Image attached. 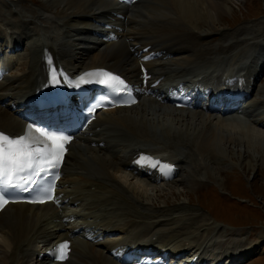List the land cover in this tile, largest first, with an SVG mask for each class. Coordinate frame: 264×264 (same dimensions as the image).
I'll return each mask as SVG.
<instances>
[{
	"label": "bare ground",
	"instance_id": "6f19581e",
	"mask_svg": "<svg viewBox=\"0 0 264 264\" xmlns=\"http://www.w3.org/2000/svg\"><path fill=\"white\" fill-rule=\"evenodd\" d=\"M41 2L44 6L38 10L0 2L4 26L0 27V51L22 48L20 56L28 60L26 66L23 63V68L27 67L24 75L11 80L6 76L0 83L3 133L21 132L24 121L20 116L26 107L19 105V100L29 103L30 97L49 86L56 75L53 68L63 73L58 79L99 69L137 79L135 52L145 50L160 55L148 64L153 76L149 87L160 80L153 91L183 80L206 83L217 78L224 83L225 77L240 74L241 88L252 90L253 98L243 107L245 114L228 118L178 110L151 99H142L132 108L101 113L78 137L64 163L63 174L70 172L60 182L59 201L64 206L9 205L0 214V264H49L39 259L40 254L69 236L73 243L67 264H117L107 250L121 246L120 253L129 255L140 246L187 251L189 242L190 250L207 254L206 263L256 252L260 240L252 245L238 240L236 233L208 223L184 202L154 210L155 199L145 186L138 185L142 191L129 184L126 187L116 174L128 171L142 177L143 169L129 168L139 152L178 164L180 172L166 184L169 187L202 173L208 177L214 158L248 171L264 165V87L255 85L258 70L264 67V28L251 29L222 46L211 45L205 54L202 42L219 32L227 0H139L131 10H120L105 0ZM113 12L123 15V20L116 19ZM13 14L19 15V21L11 23ZM200 20H204V28L198 27ZM110 21L123 32L117 42L99 41L95 36L101 23ZM106 34L109 32L102 35ZM163 53L168 58L161 59ZM6 64L12 70L17 65L10 60ZM233 80L238 88L237 79ZM11 102L15 104L12 108ZM101 127L107 131L99 132ZM80 233L106 239L87 243ZM194 233L199 235L192 236Z\"/></svg>",
	"mask_w": 264,
	"mask_h": 264
},
{
	"label": "rangeland",
	"instance_id": "374dc122",
	"mask_svg": "<svg viewBox=\"0 0 264 264\" xmlns=\"http://www.w3.org/2000/svg\"><path fill=\"white\" fill-rule=\"evenodd\" d=\"M0 2L15 3L14 5L19 4L24 8H32L35 10L41 9L44 6L41 0H0ZM227 2L225 6L226 12L224 15L220 16L221 27H219L220 30H217L219 32H215L216 34H213L210 39L202 42L204 45L202 49L205 54H208V51L212 48L211 45L217 43L219 46H222L227 44L230 40L235 41L236 39L234 40L233 38L248 33L247 31L251 29L259 28L260 31L261 28H264V0H227ZM7 9L10 10L8 5ZM18 17V14H13L10 19L11 23L19 21ZM202 21L200 20L198 22L199 28H204ZM0 27H4L1 22ZM220 31L223 33L222 36L219 35V33H221ZM205 42L207 43L205 44ZM23 58L22 61L19 60L21 58H18L17 61H21V64L18 63L15 69L10 73V80L19 78L27 72V67L23 68V63L24 66H26L28 60ZM257 86L264 87V76L259 78ZM101 131L105 133L107 130L105 127H101L99 132ZM258 155L263 159L261 154ZM216 159L217 158H214V160L212 159V161H210L212 170L208 171V177H204L202 173L198 176L199 178H194L196 176L192 177L194 181L192 178L190 181L185 178L182 183L170 187L168 185V187L166 185L148 186L132 177L131 174L124 172H118L116 174V179L120 184L122 183V185L126 187L132 185L134 188H138L139 191H142V188L139 186H145L146 191L148 190V195L155 199V204L153 206L154 210H160V208H173L184 202L188 207L197 212V214L202 215L205 220L208 219V223L215 224L218 222L220 223L217 225L218 228L229 226L227 227L228 233H236L237 236H239L238 240L241 238V240L247 241L249 245L259 240L261 241L260 243H262L264 239V165L260 167L255 166L254 171H248L245 167L243 169L241 166V169L238 165H233L229 162H225L226 164L222 162L224 163L222 164ZM69 174L70 172L66 173V175ZM232 174L237 175V179H239L237 183L233 180ZM206 185H212L213 191L203 192L201 194L202 189ZM215 185H217V187ZM218 192L221 196L222 194L226 196L232 195L234 201H230L229 204L220 203L217 196ZM220 199L222 202V198ZM240 201H245L249 208L244 209L246 206L242 205ZM223 204L227 206L225 207ZM167 205L169 207H167ZM210 216L214 217L215 220ZM223 221L226 223H222ZM200 225L199 223L198 227H200ZM198 233H194L192 236L199 235ZM249 233L250 235L248 236ZM248 237H250L251 240H249ZM263 247L264 245H262L261 249ZM245 264H264L263 249L260 254L254 256Z\"/></svg>",
	"mask_w": 264,
	"mask_h": 264
},
{
	"label": "snow or ice",
	"instance_id": "6c2138e0",
	"mask_svg": "<svg viewBox=\"0 0 264 264\" xmlns=\"http://www.w3.org/2000/svg\"><path fill=\"white\" fill-rule=\"evenodd\" d=\"M56 75L51 77L55 85H59L61 81L59 76L63 75L62 72L52 69ZM68 80L67 77H64ZM95 82L112 89L114 94L119 93L122 95H130V90L126 82L118 75L103 70H96L84 73L76 81L74 86L79 88L83 83ZM69 85L72 81L68 80ZM102 102L115 103L114 99L107 96L101 97L97 100L96 104L90 108V113L94 112L96 108L103 106ZM128 103V101H122ZM131 103H135L132 99ZM33 125L29 124L27 133L25 135L12 138L0 132V208L8 202L6 197L10 195L9 189H16L19 191L33 192L36 196L28 202H44L45 200H54L52 189L54 187V178L58 177V168L60 167L65 152L66 143L69 142L71 135H59L55 132H48L41 128H36L39 138L32 135ZM39 145V146H37ZM141 159H144L142 156ZM150 159V158H149ZM136 163H140L137 160ZM153 167L158 166L157 163L152 164ZM41 175L49 177L45 185H40L39 180L36 179ZM33 185V188L27 185ZM67 243L58 245V250L67 249ZM58 259H65L66 252L59 251Z\"/></svg>",
	"mask_w": 264,
	"mask_h": 264
}]
</instances>
